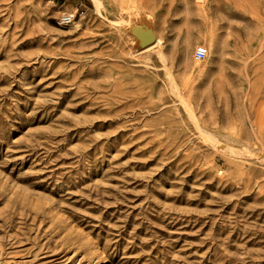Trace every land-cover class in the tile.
<instances>
[{"label":"rangeland","instance_id":"rangeland-1","mask_svg":"<svg viewBox=\"0 0 264 264\" xmlns=\"http://www.w3.org/2000/svg\"><path fill=\"white\" fill-rule=\"evenodd\" d=\"M99 2L0 0V264H264V0Z\"/></svg>","mask_w":264,"mask_h":264},{"label":"built area","instance_id":"built-area-1","mask_svg":"<svg viewBox=\"0 0 264 264\" xmlns=\"http://www.w3.org/2000/svg\"><path fill=\"white\" fill-rule=\"evenodd\" d=\"M74 17L72 15H64L61 18V25H70L73 22ZM208 56V49L206 47H201L197 51L196 58L198 60H203Z\"/></svg>","mask_w":264,"mask_h":264},{"label":"bare ground","instance_id":"bare-ground-1","mask_svg":"<svg viewBox=\"0 0 264 264\" xmlns=\"http://www.w3.org/2000/svg\"><path fill=\"white\" fill-rule=\"evenodd\" d=\"M94 1H95L96 4L98 5V7H99V6H100V7L102 6V5H100V2H99L100 0H94ZM144 21H145V20H144ZM144 21H143V22H144ZM151 21H152V20H151ZM151 21H150V22H151ZM140 22H141V21H140ZM141 25H143V30H141V32H139L140 34H142V31H146V32H147L148 30H149V31H152V28H153V27L151 28V27L149 26V23H142ZM136 27H137V26H136ZM140 28H141V26H140ZM129 30H130V29H129ZM130 31H132V30H130ZM153 33H154V32H153ZM154 36H155V35H154ZM154 36L151 37L150 40H151V39H154ZM140 39H141V38H138L139 41H140ZM144 40H145V39H144ZM136 42H137V40H136Z\"/></svg>","mask_w":264,"mask_h":264}]
</instances>
